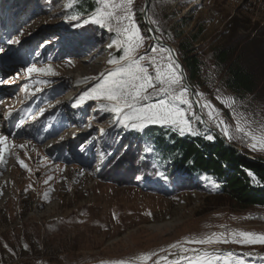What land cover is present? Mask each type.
<instances>
[{"label":"rangeland","instance_id":"1","mask_svg":"<svg viewBox=\"0 0 264 264\" xmlns=\"http://www.w3.org/2000/svg\"><path fill=\"white\" fill-rule=\"evenodd\" d=\"M17 1L9 2L7 8L19 9L18 18L26 20L14 31L13 39L19 37L20 43L0 53V60L10 59L17 70L11 76L16 81L10 79L6 83H17L22 91L28 84V93L59 85L66 92L44 113L57 105L67 106L74 113L70 128L75 129L69 133L70 129L63 128L53 140L42 144L38 140L42 136L37 139L33 133L30 138L9 137L4 159L0 161V264H114L121 260L130 264H155L165 256L168 259L163 264L177 260L187 264L181 256L193 257L197 253L168 247L177 241L182 247L198 249L201 254L207 251L223 257L232 253L245 264H264L261 243H184L186 238L213 233L223 234L230 241L233 231L264 234L263 207H235L221 194V181L213 173L174 174L169 161L155 156L153 147L142 139L148 127L158 124L147 125L143 131L123 128L116 123L118 118L113 113L100 107L101 100L86 98L79 106H73L95 81L79 79L72 85L71 76L83 73L84 78L98 77L110 68L107 61L122 54L116 47H107L115 34L92 22L84 24L93 13L79 12L75 6L81 0ZM90 1L100 7L97 0ZM150 2L151 24L159 29L156 32L160 38L176 48L179 56L181 38L177 34L182 29L189 35L203 28L195 45L202 72L193 88L220 109L223 118L233 126L231 110L216 96L235 97L236 111L254 121L251 127L258 131L264 124V82L255 94L246 97L234 94L226 86V67L218 63L214 51L218 46L238 47L251 40L257 47H264V0ZM68 4L72 5L70 9H66ZM144 5L145 0H134L132 8L134 20L146 37L139 51L151 56L152 48L164 47L152 44L144 18L145 26L139 20ZM72 15H79V20L65 19ZM30 41L37 51L47 46L52 48L47 61L33 59L30 66L50 64L57 75L46 77L33 73L29 78L24 61L27 64L30 55L14 48L28 46ZM156 55L159 57L160 53ZM255 63L261 71V62ZM42 80L48 82L41 83ZM9 101L13 105L18 98ZM192 110L198 114L194 103ZM46 114L39 115L35 121ZM56 115L58 119L61 117ZM47 126V122L41 124L43 130ZM194 126L203 133L201 123L194 121ZM61 136L65 137L63 141ZM225 139L240 153L264 160V151L251 150L250 141ZM46 192L48 199H44ZM145 253L157 255L142 260L140 257Z\"/></svg>","mask_w":264,"mask_h":264},{"label":"snow or ice","instance_id":"2","mask_svg":"<svg viewBox=\"0 0 264 264\" xmlns=\"http://www.w3.org/2000/svg\"><path fill=\"white\" fill-rule=\"evenodd\" d=\"M100 7L96 8L93 14L83 21L89 22L106 28L109 32L115 34V38L108 44V48L116 47L118 52L122 53L118 57L110 58L107 63L110 68L100 73L98 77H85L84 80L92 79L94 85L79 98V106L86 98L101 100L100 107L103 110L110 111L118 119L116 123L123 128L143 131L147 125L158 124L165 127L174 128L181 135L191 134L199 135L198 129L194 126L196 123H203L218 129L229 141L240 140L241 142L250 141L248 147L253 151H264V124L259 126L258 131L251 125L254 121L248 119L245 113L236 111V98L217 95L216 99L226 108L231 110L234 126L229 124L221 113V110L207 100L203 93L193 90L185 83L184 74L181 66L173 55L172 49L152 48V55L147 52L141 54L140 49L146 41V37L139 30L138 24L134 20V10L132 5L134 0H97ZM71 4L66 5L70 9ZM79 15L66 16L69 22L79 20ZM153 23H157L153 21ZM115 25V26H114ZM159 30V29H155ZM153 31V29H149ZM10 44L20 43L19 37L7 41ZM49 43V42H46ZM4 49L0 48V53ZM160 55L157 57L156 53ZM166 53V55H165ZM29 78L33 73H40L46 77L57 75L52 65L46 67H37L35 64L25 69ZM19 76V73H17ZM47 83V80L40 81ZM29 85H24V91L27 93ZM35 91H40L39 88ZM194 94L199 104L201 114H196L193 109L191 95ZM187 105V107H182ZM45 109H39L42 115ZM191 112V116L189 113ZM12 115L10 109L5 113L6 117ZM207 116V120H205ZM36 115L32 116L36 120ZM19 126H23L22 124ZM204 138L208 141L215 139L208 129ZM8 135L0 133V161L4 159V148L7 146ZM65 137L61 136L60 141ZM23 147V146H21ZM82 147V146H81ZM23 166V161H21ZM162 175V174H161ZM250 175H253L250 173ZM253 179H255L253 175ZM44 199H48V193H44ZM239 243V244H264V234H256L245 231H233L231 241L223 234L213 233L210 236L201 238H186L184 243L188 244H213V243ZM27 247V245H25ZM170 249H182L184 253L189 251L196 252L193 257H183L187 264H245L241 258H234L232 253H227L223 257L210 254L204 251L202 254L198 249H189L182 247L180 241L168 246ZM163 251V249L161 250ZM156 253H145L140 257L142 260H149ZM168 258L160 257L155 264H163ZM114 264H130L124 260L114 262ZM169 264H180V261H170Z\"/></svg>","mask_w":264,"mask_h":264},{"label":"trees","instance_id":"3","mask_svg":"<svg viewBox=\"0 0 264 264\" xmlns=\"http://www.w3.org/2000/svg\"><path fill=\"white\" fill-rule=\"evenodd\" d=\"M9 2L18 1L0 0V18L16 12L17 8H7ZM75 7L85 15L92 14L97 8L90 0H81ZM139 20L145 26L142 12ZM203 31L199 28L186 35L182 29L177 34L181 38L180 58L192 85L202 72V61L195 45ZM252 42H244L238 47L218 46L214 51L218 63L226 67L227 88L242 97L257 93L264 82V47H257V43ZM255 61L261 62V71L257 70L259 66ZM201 127L204 130L199 135L181 136L170 128L154 125L145 130L142 139L153 147L155 156L169 161L174 174L213 173L221 181V194L235 207L264 208V165L248 160L236 148L226 145L216 133H212L215 139L208 141L204 138L208 129L202 123Z\"/></svg>","mask_w":264,"mask_h":264},{"label":"water","instance_id":"4","mask_svg":"<svg viewBox=\"0 0 264 264\" xmlns=\"http://www.w3.org/2000/svg\"><path fill=\"white\" fill-rule=\"evenodd\" d=\"M150 3H151L150 0H145L143 18H144V22H145L146 26L148 27V29H153V31H150V34H151V36L153 38L152 44H157V45L162 46L164 48L173 50V55H174L175 59L178 61L179 65L182 68V71H183V74H184L185 83L193 90V92H195V89L193 88L192 84L190 83V81L188 79V75L186 73V68H185L184 62L180 58L176 48L171 43H169V42L165 41L164 39L160 38L158 33L156 32V30L154 29L153 25L151 24L149 16H148V9L150 7ZM191 99H192L193 103L196 106L198 115L201 114V110H200L199 104L195 103L197 98H196V96L194 94L191 95ZM205 120H206V118H205ZM204 125L207 128L211 127V130L214 131L215 133H217L218 136L225 142L226 145L234 147L220 133H218V131L215 128H213L212 126L207 125V124H204ZM242 155H244L250 161L258 162V163H261L262 165H264V160H262V159H258L256 157H253V156L247 155V154H242Z\"/></svg>","mask_w":264,"mask_h":264},{"label":"bare ground","instance_id":"5","mask_svg":"<svg viewBox=\"0 0 264 264\" xmlns=\"http://www.w3.org/2000/svg\"><path fill=\"white\" fill-rule=\"evenodd\" d=\"M80 75V76H79ZM84 74L82 73V74H78V73H75V74H73L72 76H71V78L73 79V81H72V85H74L75 84V80H79V79H84ZM172 258H174V257H172Z\"/></svg>","mask_w":264,"mask_h":264}]
</instances>
